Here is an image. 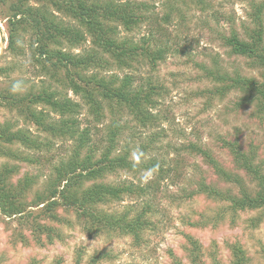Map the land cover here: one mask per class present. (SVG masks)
I'll list each match as a JSON object with an SVG mask.
<instances>
[{"label": "rangeland", "instance_id": "rangeland-1", "mask_svg": "<svg viewBox=\"0 0 264 264\" xmlns=\"http://www.w3.org/2000/svg\"><path fill=\"white\" fill-rule=\"evenodd\" d=\"M99 1H113L120 5L127 2L142 4L138 14L144 16L143 22L132 31L118 25L119 38L139 46L146 39L157 42L159 46L166 43L165 47L172 48L154 72L146 61V65H139L136 69L114 70L106 74H118L119 78L132 76L136 80L135 85L146 90L150 81L163 86L159 106L151 109L154 115H159L161 123L155 127H143L127 110L121 113L125 130L112 157L128 146L132 161L142 156L143 163L158 161L165 171L170 169L171 173L163 179L155 169H140L137 172L118 169L106 173L101 179L85 183L87 187L95 182L116 187L125 183L133 186L132 193H124L121 201H112L103 208L109 213L130 211L132 216H137L149 203L153 213L147 219H152V228L145 232L140 245L129 236L91 237L84 231L76 212L61 206L57 212L60 223L47 221L46 216L38 220L57 230L53 239L48 241L35 234L30 226L20 229L22 222L19 216L8 217L0 212V264H76L78 256L83 258L82 264H88L92 257L106 251L113 260L107 259L100 264H174L176 260L182 261V264H264L263 209L233 211L229 203L211 200L205 195L188 198L191 192L200 190L202 183L216 186L226 194L239 193L237 187L216 172L205 155L190 150L189 145L208 152L222 169L239 176L245 187L250 189L255 185L250 183L246 171L237 169L225 142H237L241 151L251 153L255 164L264 173V107L256 103L238 107L236 103L246 95L236 89L225 94L198 95L216 87L223 88L226 82L231 84L238 74L264 82L263 70L254 67L250 58L232 55L224 42V37L232 33L249 41L252 30L256 29L254 16L259 9L262 11L264 31V0H204V6L194 0H182L178 4L180 13H172L171 7H168L170 0ZM168 15L173 18V23L163 24ZM64 20L69 21V18ZM22 35L24 44L29 42V35ZM7 44V23L0 18V66L14 68L13 65H16L8 77H0V88L11 90L12 84L20 81L21 92L28 94L38 93L44 86L52 84L50 78L40 74L28 48L26 57L19 62L13 54L4 51ZM88 47H91L90 38L85 47L74 48L70 52L77 54ZM208 71L212 72V77H207ZM96 72L89 69L87 74ZM214 78H219L220 82ZM55 86L60 92V99L66 96L79 108L76 114L63 116L46 104L36 105L34 108L38 113L47 115L49 129L72 118L77 122L80 133L99 130V136L93 137L95 142L104 140L103 147L107 145L106 138L102 137L106 135L110 113H107L104 123L99 124L92 115L90 105L72 90L68 81L64 86ZM4 123H10L14 130L25 129L41 139L37 140L40 147L9 145L10 150L20 157L6 155L9 146L7 150H1L0 171L5 165L16 166L18 170L11 174L9 183H26L29 187L26 200L34 204L43 203L50 196L48 185L59 179L58 171L62 164L69 161L77 141L71 136L62 137L59 132L45 131L25 121L24 116L15 110L0 107V124ZM95 126L98 129H94ZM155 134L159 136V141L154 142L147 153L143 152L149 137ZM82 150L81 159L87 156L88 148ZM101 155L102 150L96 158ZM176 173L179 176L176 177ZM143 188L145 193H142ZM35 218L36 215L29 223ZM186 246L191 250L198 248L195 253L197 261L194 262L185 252Z\"/></svg>", "mask_w": 264, "mask_h": 264}, {"label": "trees", "instance_id": "trees-1", "mask_svg": "<svg viewBox=\"0 0 264 264\" xmlns=\"http://www.w3.org/2000/svg\"><path fill=\"white\" fill-rule=\"evenodd\" d=\"M170 1L168 7H171L172 13H180L178 4L182 0ZM194 2L204 6V0H194ZM141 6L142 4L138 3L127 2L126 5H120L113 1L103 3L99 0H0V18L6 20L8 31V44L4 51L13 54L19 61L22 57H26V51L29 49L32 62L39 68L40 74L52 81L51 85L44 86L38 93L23 94L21 92L23 88L17 92H12L8 88H0V107L15 110L24 116L25 121H30L45 131L59 132L62 137L71 136L77 141L69 161L62 164L58 171L59 179L48 185L47 190L50 196L43 203L34 204L26 200L29 188L26 183L22 181L16 185L9 183L11 174L18 170L16 166L5 165L1 169L0 212L8 217L19 216L22 222L20 229L30 226L33 232L43 236L44 240L45 238L48 241L53 239V233H57V230L38 220L46 216L47 221L60 223L57 212L61 206L72 208L76 212L84 231L91 237L129 236L140 245L145 232L152 228V219H147V216L153 213V208L149 203L137 216H132L130 211L109 213L103 208L112 201H121L124 193H132L133 186L125 183L116 187L97 182L92 186H85L86 182L101 179L106 173H113L118 169H129L134 172L140 169H155L163 179L171 173L170 169L165 171L155 160L151 163H143L142 156H139V161H132L131 150L128 146L125 151L112 157L125 130L121 113L127 110L143 127H155L162 121L159 115L151 112L152 108L159 106L158 99L162 97L164 89L162 85L150 81L146 90L145 87H137L136 80L132 76L126 75L119 78L118 74L106 75L114 70L136 69L139 65H146V61H149L154 72L158 63L165 59V54H170L172 48L165 47L166 43L159 46L157 42L145 39L139 46L119 38L118 25H122L127 31H132L143 22L144 16L138 14ZM261 13L260 9L255 13L256 29L252 30L249 41L242 40L237 33H232L231 36L224 37V42L231 49L232 55L252 59L254 61L252 65L263 70L262 79L264 81V47H262L264 31ZM64 18H69V21ZM171 23H173V18L170 15L166 16L163 24ZM22 34L29 35V42L27 41L26 44H24ZM88 38L91 39V47L83 48L84 50L77 54L70 52L74 48L85 47ZM19 62L16 64H20ZM13 66L15 68L16 65ZM14 68L0 66V77H8ZM89 69L97 72L88 75ZM212 76V72L208 71L207 77ZM214 79L220 82L219 78ZM221 80L225 81L223 78ZM65 81H68L72 90L81 95L90 105L96 122L104 123L107 113H110V122L105 127L106 135L102 137V139L106 138L105 143H108L104 147V140L95 142L93 138L94 135L99 136V130L96 132L86 130L80 133L77 122L72 118H67L66 121L61 122V125L49 129L47 115L35 110L36 105L46 104L54 112L63 116L76 114L79 108L77 103L66 96L59 98L60 92L55 85L64 86ZM231 81V84L226 82L223 88L216 87L207 92L198 93V95L225 94L236 89L243 91L246 95L238 100L236 103L238 107L251 103L264 107V82H258L256 79L240 74ZM94 129H98L97 126ZM149 139L147 146L143 147L145 153L160 138L155 134ZM37 140L41 139L32 136L25 129L14 130L10 123L0 124V151L7 150V146L15 144L30 148L31 146L40 147L41 144ZM236 143L225 142L234 157L237 169L246 171L250 183L255 187L253 189L245 187L239 176L222 169L208 152L189 145L190 150H196L205 155L216 172L239 190L237 195L226 194L216 186L202 183L200 190L189 194V199L205 195L211 200L229 203L233 211L264 210V173L255 164L251 153L241 151ZM83 148H88V153L85 158L81 159L80 154ZM100 150H102V155L97 159V153ZM6 155L20 157L10 150V146ZM177 176L179 174L176 173ZM63 182H65L64 186H62ZM141 190L145 193L144 188ZM21 198L22 201H20ZM41 204L43 206L39 207ZM29 207L36 209L28 210ZM35 215L34 221L29 223ZM197 249L191 250L186 246L185 250L194 262L198 259V255H195ZM237 251L239 252L240 249ZM109 256V252H103L92 257L88 264H100L107 259L113 260ZM82 261L83 258L78 256L76 264H82ZM174 264H182V261L176 260Z\"/></svg>", "mask_w": 264, "mask_h": 264}, {"label": "clouds", "instance_id": "clouds-1", "mask_svg": "<svg viewBox=\"0 0 264 264\" xmlns=\"http://www.w3.org/2000/svg\"><path fill=\"white\" fill-rule=\"evenodd\" d=\"M22 87V82L20 81H15L13 84H12V87H11V91L12 92H17L18 90H20Z\"/></svg>", "mask_w": 264, "mask_h": 264}]
</instances>
